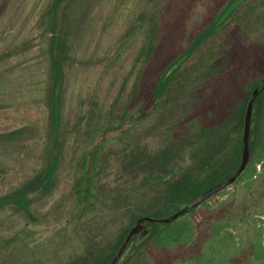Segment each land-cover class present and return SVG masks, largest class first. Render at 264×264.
Here are the masks:
<instances>
[{
    "label": "rangeland",
    "instance_id": "rangeland-1",
    "mask_svg": "<svg viewBox=\"0 0 264 264\" xmlns=\"http://www.w3.org/2000/svg\"><path fill=\"white\" fill-rule=\"evenodd\" d=\"M49 1L0 0V133L21 131L0 141V196L34 176L45 152L49 156L55 151L54 135L48 130L47 41L37 26ZM230 1H73L55 185L50 192H37L31 215L12 205L0 209V264H68L97 248L104 255L131 229L134 215L149 216L165 202L173 147L200 125H210L220 103L231 106L243 88L263 74L264 4L257 3V9L239 18L225 36L223 55L236 56L232 69L215 82L194 76L160 115L151 114L153 102L141 119L132 121L131 113L138 102L152 96L163 69L199 32L222 21L203 44L221 48L222 24L234 16L229 12L237 4L261 0H239L233 6ZM94 148L95 204L78 219L75 171L80 156ZM234 192L226 188L191 215L200 239ZM150 216L163 218L166 213ZM257 222L242 239L236 238L240 253L232 259L235 264H247L254 246L264 243V217ZM136 237L135 243L142 240L140 234ZM132 251L129 248L120 259ZM187 255L182 249H157L143 264H188Z\"/></svg>",
    "mask_w": 264,
    "mask_h": 264
},
{
    "label": "trees",
    "instance_id": "trees-1",
    "mask_svg": "<svg viewBox=\"0 0 264 264\" xmlns=\"http://www.w3.org/2000/svg\"><path fill=\"white\" fill-rule=\"evenodd\" d=\"M74 0H50L40 14L37 26L43 31L47 41L49 60L50 88L48 107L50 110L49 133L54 135V153L43 155L39 171L19 185L0 196V209L12 205L31 215L30 207L38 191L50 192L55 185V172L59 164L62 144L58 142L62 115L61 91L64 83L65 64L71 59L70 35L72 28L71 6ZM239 0H231L233 6ZM257 3L237 4L229 14L233 19L222 24L220 47L226 42L225 36L233 31L239 18L257 9ZM235 10V11H234ZM222 21L211 22L199 32L186 50L174 57L159 76L152 96L146 101L138 102L131 120H139L147 114V106L153 102L152 115H160L165 107L172 102L175 92L185 89L192 78L200 75L205 81L216 80L223 73L233 68L235 55L225 56L222 47L203 45L217 33ZM228 28V29H227ZM227 29V30H226ZM204 46L193 60L189 58ZM264 72L258 80L243 88V94L231 106L220 103L214 121L207 126L200 125L192 133L185 134L173 147L168 161V180L165 182V202L152 213H166L170 216L180 210L198 195L230 177L239 167L243 156L244 120L248 100L256 88L263 87ZM215 82V81H214ZM154 99V101H153ZM20 130L0 133V141L13 139ZM215 135V136H214ZM216 138L215 151L211 153L210 143ZM50 137V136H49ZM97 148L91 153L80 156L75 173V192L77 200L76 218L82 219L95 204L92 188L93 171L96 167L94 157ZM262 170L258 171V166ZM186 168L182 171L180 168ZM183 170V169H182ZM0 170V174H1ZM149 177L144 181L148 184ZM235 189L234 195L227 201L225 208L210 223L208 232L200 239L195 222L191 215L196 208H190L183 215L169 223L146 222L148 234L135 243L133 237L124 253L132 248V253L116 264H143L148 255L157 249H182L189 252L185 257L188 264H235L232 262L240 250L235 240L241 239L258 225L264 217V88L257 96L253 108L250 132V159L243 173L230 186ZM209 200V199H208ZM207 201L202 205L207 204ZM141 216L134 215L136 222ZM157 218V217H155ZM129 230L120 236L116 245L106 253L93 249L87 256H81L74 263L68 264H106L114 256ZM135 243V244H134ZM204 246V247H203ZM123 253V254H124ZM123 256V255H122ZM247 264H264V243L254 246Z\"/></svg>",
    "mask_w": 264,
    "mask_h": 264
},
{
    "label": "water",
    "instance_id": "water-1",
    "mask_svg": "<svg viewBox=\"0 0 264 264\" xmlns=\"http://www.w3.org/2000/svg\"><path fill=\"white\" fill-rule=\"evenodd\" d=\"M264 88V79H263V87ZM259 88H256L253 93L251 94L246 108L245 113V120H244V132H243V156L242 161L237 170L227 179L222 181L221 183L209 188L208 190L204 191L200 195H198L196 198H194L192 201H190L188 204H186L183 208L175 212L174 214L163 217V218H155L152 216H143L140 217L131 227L129 232L127 233L126 237L120 244L119 248L117 249L114 256L108 261L106 264H116L129 243L131 242L132 238L139 235L141 236V239H143L148 234V229L146 226V222H154V223H169L181 215H183L187 210L190 208H196L200 206L203 202L207 201L214 195L220 193L221 191L225 190L226 188L230 187L236 179L243 173L245 170L249 159H250V132H251V120H252V114H253V108L255 104V100L257 96L260 94L261 90Z\"/></svg>",
    "mask_w": 264,
    "mask_h": 264
}]
</instances>
